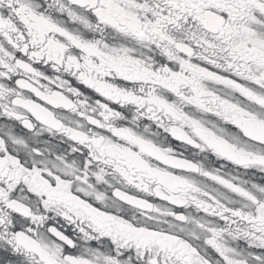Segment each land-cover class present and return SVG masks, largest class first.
Returning <instances> with one entry per match:
<instances>
[{
    "label": "snow or ice",
    "instance_id": "obj_1",
    "mask_svg": "<svg viewBox=\"0 0 264 264\" xmlns=\"http://www.w3.org/2000/svg\"><path fill=\"white\" fill-rule=\"evenodd\" d=\"M0 264H264V0H0Z\"/></svg>",
    "mask_w": 264,
    "mask_h": 264
}]
</instances>
